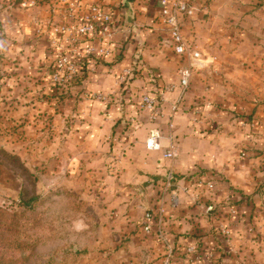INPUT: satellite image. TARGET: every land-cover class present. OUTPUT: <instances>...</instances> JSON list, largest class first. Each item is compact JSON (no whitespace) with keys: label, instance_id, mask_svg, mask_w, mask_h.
Masks as SVG:
<instances>
[{"label":"crops","instance_id":"obj_1","mask_svg":"<svg viewBox=\"0 0 264 264\" xmlns=\"http://www.w3.org/2000/svg\"><path fill=\"white\" fill-rule=\"evenodd\" d=\"M84 1L91 3L96 0ZM105 2L116 16L126 13L125 6L118 7L121 0ZM192 2L196 11L185 21L184 34L201 48L211 47L208 57L200 64L202 73L196 76H205L212 68L227 75V88L238 95L227 105V109H221L211 100L186 96L177 113L172 114L176 90L165 91L162 113L155 120L150 118V110L140 105L141 94L151 86L147 82L148 71L142 67H150L165 87L175 82L174 74L177 72L179 75L182 65L173 51L166 26L157 17L159 0L130 1L137 20L129 26L119 23L109 43L111 55L102 58L90 55L86 59L87 74L79 88L88 93L112 92L119 96L120 83L126 75L124 71L131 70L129 79L134 66L142 69V76L124 86L127 93L113 104L105 105L86 96L79 105L72 107L83 113L82 127L85 131L92 130L90 139L98 145V149L93 151L80 144V151L73 156L79 174L89 160L90 165L92 162L100 163L101 167L105 157L112 161L106 166L107 172L98 171L97 178L101 181L96 186H99V192L92 201L98 223L94 242L98 251L94 253L101 254L111 262L109 264H113L112 261L122 252L128 255L127 263L118 260L114 264H192L183 254L185 248L192 244L210 248L220 259V264H227V240L218 232L222 222L207 214L204 206L207 203H225L228 194L238 198L239 191L243 193L240 197H244L238 204L240 214L247 210L250 203L248 192L252 184L246 179V172L256 160L251 159L252 164L248 167L244 148L260 143L264 150V102L250 104L243 95L254 93L264 99V0ZM60 7L63 4L56 0L51 14L54 21L46 27L42 23V32L48 37L55 58L69 48L66 38L54 41V26L62 18ZM89 43V39L80 42L83 54L87 55ZM116 54L121 57L112 66V73H102L98 68L103 65L100 63L114 58ZM175 68L177 70L174 71ZM71 92H74L72 88ZM250 106H255L253 112H250ZM127 111L129 114H126ZM251 113V120L245 122V114ZM125 120H128L126 124ZM153 128H158L163 135L159 151L149 150L146 146V139ZM169 134L172 138H168ZM87 139L88 136L80 135L81 141ZM110 142H113V153L105 154ZM171 148L177 153L173 160L164 157V153ZM113 163L115 166H112ZM73 164L74 161L70 166ZM170 174H173L172 186L163 199V206L171 216L166 222V246L155 229L147 233L142 224L145 212L160 204L159 198ZM199 176L213 178L215 188L210 191L203 186L192 187V182ZM16 178L20 182L18 176ZM80 215L90 220L89 215ZM238 219L237 225L232 227L230 251L244 255L238 251L237 243L246 240L250 227H253L245 216ZM125 234L133 240L131 245L115 251ZM139 237H144V242H140ZM177 254L182 256L175 257ZM238 264H247V261L242 259Z\"/></svg>","mask_w":264,"mask_h":264},{"label":"rangeland","instance_id":"obj_2","mask_svg":"<svg viewBox=\"0 0 264 264\" xmlns=\"http://www.w3.org/2000/svg\"><path fill=\"white\" fill-rule=\"evenodd\" d=\"M130 1L121 0L118 7L125 6L127 10L122 16H116L119 23L128 26L137 20ZM55 2L0 0V264L111 263L94 253L98 251L94 243L98 223L92 201L99 192L98 171L107 172L106 166L112 161L105 157L101 167L100 163L90 165L89 160L79 174L73 156L80 151V144L93 151L98 145L90 139L92 130L85 131L82 127L83 113L72 107L86 96L110 105L123 98L127 91L122 83L119 96L112 92H84L79 88L81 80L66 88L55 83L52 77L55 57L48 37L42 32V23L46 27L54 21L51 14ZM198 48L202 59L208 57L211 47ZM120 57L116 54L112 59L103 60L98 68L102 73L111 74L112 66ZM179 61L184 64L180 58ZM202 70L200 65L195 68L185 97L211 100L221 109H227L238 96L227 88V75L212 68L198 78ZM179 75L174 74L176 80L172 84L178 83ZM260 97L254 93L243 95L250 104H262L264 99ZM250 109L253 112L255 106ZM125 121L124 124L128 120ZM80 133L88 136L87 141L80 140ZM112 144L108 143L105 154L113 153ZM244 150L248 167L251 159L256 160L246 172L252 188L248 192L250 203L242 214L250 219L253 228L246 240L237 243L238 251L244 255L230 251L232 243L227 237V264H238L242 259L247 264H264V150L260 143ZM72 161L74 164L70 166ZM84 213L91 221L80 215ZM139 240L144 242L145 238L139 237ZM132 241L125 234L114 250L130 246ZM124 253L114 261L127 263L128 255ZM179 256L182 254L175 255Z\"/></svg>","mask_w":264,"mask_h":264},{"label":"built area","instance_id":"obj_3","mask_svg":"<svg viewBox=\"0 0 264 264\" xmlns=\"http://www.w3.org/2000/svg\"><path fill=\"white\" fill-rule=\"evenodd\" d=\"M58 1L63 4V7H60L62 18L61 22L54 26L53 33L57 38H54V41L66 38L69 41V48L61 51L55 58L52 77L56 84L66 88L68 84L82 79L81 68L86 59V54L81 52L80 42L84 39L91 41L86 47L87 55H94L99 58L110 56L109 43L117 31L119 22L112 7H109L105 0H96L91 3H86L84 0ZM158 6L157 17L166 26L173 51L184 61V64L179 70L180 75L177 84L170 83L156 93L146 91L141 94L139 101L144 108L150 110L152 120L157 119L162 113L161 103L165 91H177V98L172 104V114L177 113L190 86L194 70L203 60L201 50L188 41L183 31L185 21L192 17L196 11L192 0H159ZM124 72L126 75L122 77V80L126 81L131 70L126 69ZM162 137L163 135L158 128L151 129L146 139L147 148L155 151L161 150ZM168 138H172L171 134L168 135ZM164 157L173 160L177 157V153L171 148L164 153ZM112 166H115V163ZM172 179L173 174H170L159 198L160 204L145 212L142 224L143 230L147 233H151L155 229L158 238L166 246H168L166 222L167 217L171 218V216L163 206V199L165 192L172 186ZM215 185L213 178L203 176L195 178L192 182V187L203 186L210 191L215 188ZM240 198V196L236 198L235 195L228 194L225 197V203H207L204 206L207 214H211L214 219L222 222L218 232L226 240L227 237L230 240L232 227L237 225L238 220L236 219L239 208L235 201ZM249 231H252L251 227ZM170 252L172 253L171 248ZM184 254L192 264H213L216 261L214 252L210 248H198L195 244L188 245Z\"/></svg>","mask_w":264,"mask_h":264},{"label":"trees","instance_id":"obj_4","mask_svg":"<svg viewBox=\"0 0 264 264\" xmlns=\"http://www.w3.org/2000/svg\"><path fill=\"white\" fill-rule=\"evenodd\" d=\"M90 55H86V59L89 57ZM85 59V61L83 62V65H82V68H81V71L83 72L82 73V79L84 77H86V74H87V67H86V62L87 60ZM142 68H145L147 71H148V76H147V82L150 83V88L147 90L148 92L150 93H156V92H159L161 90L164 89V84L162 83V80L160 77L156 76L153 72V70L150 68V67H142ZM142 70V69H140ZM137 69L136 66H134V68L132 69V73L133 75L127 79L126 81H123L122 82V86H126L130 81H132L133 79L135 78H139L142 76V71H140ZM81 79V80H82ZM253 114L251 115H248V117L245 119V122H248L251 120ZM239 194L240 196H243V193L242 191H239ZM244 197H241L240 199L236 200L235 202L237 204H239V202L243 199ZM242 216V214H240V212L238 213V216H237V219L236 220H239L238 218H240ZM198 248H200V245H197ZM184 254V253H183ZM213 264H220V259H217L215 262H213Z\"/></svg>","mask_w":264,"mask_h":264}]
</instances>
